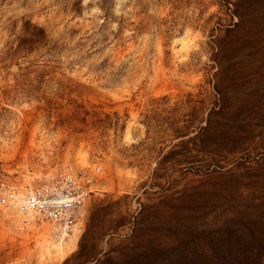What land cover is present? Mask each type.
I'll return each instance as SVG.
<instances>
[{"label": "rangeland", "instance_id": "obj_1", "mask_svg": "<svg viewBox=\"0 0 264 264\" xmlns=\"http://www.w3.org/2000/svg\"><path fill=\"white\" fill-rule=\"evenodd\" d=\"M64 168L0 264H264V0H0V182Z\"/></svg>", "mask_w": 264, "mask_h": 264}, {"label": "built area", "instance_id": "obj_2", "mask_svg": "<svg viewBox=\"0 0 264 264\" xmlns=\"http://www.w3.org/2000/svg\"><path fill=\"white\" fill-rule=\"evenodd\" d=\"M100 165L93 167L94 171ZM87 173L62 171L39 177L13 178L0 182V205L22 215L50 222L59 234L70 232L86 196L96 191Z\"/></svg>", "mask_w": 264, "mask_h": 264}, {"label": "trees", "instance_id": "obj_3", "mask_svg": "<svg viewBox=\"0 0 264 264\" xmlns=\"http://www.w3.org/2000/svg\"><path fill=\"white\" fill-rule=\"evenodd\" d=\"M248 251H249V250H248ZM250 254H251V253L247 254V256H248V255L250 256ZM255 257H256V256H255ZM250 258L253 259V257H251V256L248 257V258H245V259H244V264H251V262H250V260H249ZM254 264H261V263H259V262H257V260H255V263H254Z\"/></svg>", "mask_w": 264, "mask_h": 264}]
</instances>
